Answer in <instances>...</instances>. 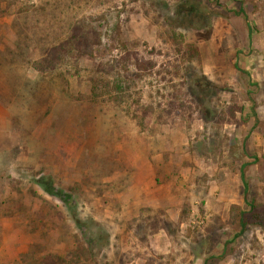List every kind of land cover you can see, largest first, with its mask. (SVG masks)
Listing matches in <instances>:
<instances>
[{
    "label": "rangeland",
    "instance_id": "1",
    "mask_svg": "<svg viewBox=\"0 0 264 264\" xmlns=\"http://www.w3.org/2000/svg\"><path fill=\"white\" fill-rule=\"evenodd\" d=\"M87 28L103 55L33 69ZM0 101V264H264L229 218L264 204V0H0Z\"/></svg>",
    "mask_w": 264,
    "mask_h": 264
},
{
    "label": "trees",
    "instance_id": "2",
    "mask_svg": "<svg viewBox=\"0 0 264 264\" xmlns=\"http://www.w3.org/2000/svg\"><path fill=\"white\" fill-rule=\"evenodd\" d=\"M234 15H244L242 9L232 11ZM247 20V19H246ZM247 24L248 21H246ZM78 31V30H77ZM101 31H97L93 28H87L82 33L76 32L71 38L51 47L47 52L46 56L41 58L39 61L33 63L32 67L35 71L39 73H44L47 68H52L59 64H64L69 58L76 59L79 56H87L90 58H95L104 54L103 43H102ZM175 41L178 42L177 35L173 33L171 36ZM110 46H115L116 43L120 42L119 32L114 31L108 38ZM191 50L198 54V49L192 47ZM53 193V192H50ZM249 209L245 211L241 206L237 204L231 205L229 209L230 222L235 226L243 229L247 224L264 226V204L252 199L248 203ZM84 254L81 247L76 248V251L69 253V256L74 258H79ZM60 262H65L63 258H56L55 260H50L49 263L43 264H60ZM42 264V262L38 263Z\"/></svg>",
    "mask_w": 264,
    "mask_h": 264
},
{
    "label": "crops",
    "instance_id": "3",
    "mask_svg": "<svg viewBox=\"0 0 264 264\" xmlns=\"http://www.w3.org/2000/svg\"><path fill=\"white\" fill-rule=\"evenodd\" d=\"M16 146L20 148L19 132L12 124L7 106L0 101V169L3 170L6 166L4 163L8 164V161L9 166L11 161V163L18 164V166L20 161L25 162L23 158L21 159L20 151L17 153L13 151Z\"/></svg>",
    "mask_w": 264,
    "mask_h": 264
}]
</instances>
